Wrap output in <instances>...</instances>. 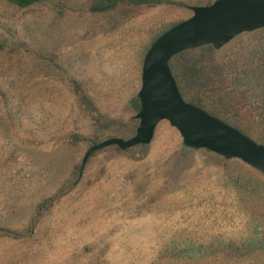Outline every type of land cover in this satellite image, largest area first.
<instances>
[{
    "label": "rangeland",
    "instance_id": "374dc122",
    "mask_svg": "<svg viewBox=\"0 0 264 264\" xmlns=\"http://www.w3.org/2000/svg\"><path fill=\"white\" fill-rule=\"evenodd\" d=\"M70 8L58 18L47 7L20 10L0 0V264H264V252L238 262L177 255L212 237L247 236L252 212L214 156L200 150L188 169L176 165L181 138L167 122L144 160L105 152L74 176L88 147L71 137L88 138L94 126L67 80L82 81L105 118L126 121L140 88V47L189 14L144 10L108 34V18L86 13L85 0ZM228 166L256 178L246 165ZM45 202L53 206L41 212Z\"/></svg>",
    "mask_w": 264,
    "mask_h": 264
},
{
    "label": "trees",
    "instance_id": "16d2710c",
    "mask_svg": "<svg viewBox=\"0 0 264 264\" xmlns=\"http://www.w3.org/2000/svg\"><path fill=\"white\" fill-rule=\"evenodd\" d=\"M6 4L20 10H30L35 7H47L58 18L64 17L72 10L71 0H2ZM214 0H85V11L92 16L107 17L106 33L111 34L121 28L136 13L155 8H171L183 10L191 15L190 6L208 5ZM181 22V21H180ZM179 22L163 27L150 34L140 47L138 54V70L150 46L164 32ZM248 39L251 42L246 48L235 47L237 43ZM238 45V44H237ZM235 47V49H234ZM19 46L12 48V53L20 51ZM233 48V49H232ZM5 46L0 42V52ZM41 58V55H36ZM171 73L176 81L183 100L195 105L209 115L240 131L256 143L264 145V29L235 38L220 51H214L206 46L196 50L185 51L173 57L169 62ZM69 93L75 104L83 112L91 116L94 134L82 139L71 137V144L77 146L80 142L91 147L109 138L128 139L135 134L138 121L134 115L138 112L139 103L133 93L127 102L130 117L124 121L105 118L100 114L93 98L87 92L84 83L78 79L67 80ZM149 146H138L127 151L117 147H109L93 153L89 159L105 152H114L134 161L144 160L149 153ZM222 163L224 176L228 186L235 192L242 209L252 212L248 223L249 233L239 240H223L220 237L209 238L208 241L183 247L178 256L190 259H211L224 262H238L250 259L264 252V221L257 220L264 213V176L245 166L237 160L226 161L220 156L203 150ZM196 151L182 147L175 156L176 165L181 169L191 167ZM88 159V160H89ZM88 162V161H87ZM229 163H241L250 172L256 173V178H249L240 172L229 170ZM81 162L74 166V176L79 175ZM52 203H43L40 211H48ZM255 217V218H253Z\"/></svg>",
    "mask_w": 264,
    "mask_h": 264
},
{
    "label": "water",
    "instance_id": "95a60500",
    "mask_svg": "<svg viewBox=\"0 0 264 264\" xmlns=\"http://www.w3.org/2000/svg\"><path fill=\"white\" fill-rule=\"evenodd\" d=\"M191 15L164 32L146 52L136 94L138 121L128 138L106 139L85 152L79 177L98 151L117 147L121 151L149 146L157 126L167 122L188 150H206L226 161L238 160L264 176V145L183 100L169 62L178 54L210 46L220 51L235 38L264 29V0H214L208 5L190 6Z\"/></svg>",
    "mask_w": 264,
    "mask_h": 264
}]
</instances>
